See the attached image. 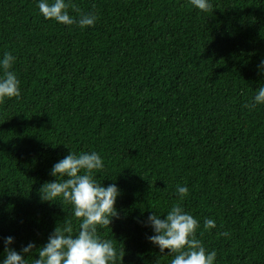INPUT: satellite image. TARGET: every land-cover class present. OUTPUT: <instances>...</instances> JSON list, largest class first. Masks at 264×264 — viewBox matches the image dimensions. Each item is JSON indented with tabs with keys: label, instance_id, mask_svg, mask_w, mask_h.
I'll return each mask as SVG.
<instances>
[{
	"label": "trees",
	"instance_id": "16d2710c",
	"mask_svg": "<svg viewBox=\"0 0 264 264\" xmlns=\"http://www.w3.org/2000/svg\"><path fill=\"white\" fill-rule=\"evenodd\" d=\"M208 2L65 0L73 19L97 17L81 27L46 19L40 0H0V61L14 57L21 93L0 103V264L6 247L34 264L65 220L77 234L73 206L39 191L71 152L99 153L97 182L119 189V218L98 234L123 264H171L148 218L175 205L214 264H264V103L249 107L264 87V0Z\"/></svg>",
	"mask_w": 264,
	"mask_h": 264
},
{
	"label": "clouds",
	"instance_id": "9594fccd",
	"mask_svg": "<svg viewBox=\"0 0 264 264\" xmlns=\"http://www.w3.org/2000/svg\"><path fill=\"white\" fill-rule=\"evenodd\" d=\"M190 2L204 12L212 9L208 0ZM69 6L65 0H54L52 4L47 0H40L38 4L40 12L46 19H54L66 25L78 23L81 27L94 26L97 20L95 15L81 16L77 21L68 14ZM13 60L11 53H6L0 61L4 69V78L0 79V103H3L6 97H19L21 94L20 81L9 70ZM254 99L255 103L249 107L264 103V87L257 90ZM103 168L102 157L97 152L79 155L71 152L53 166L51 174L58 177V180L42 185L39 190L41 199L59 201L63 205L71 204L73 215L80 223L76 235H73L71 220H65L64 227L58 226L49 237L48 243L37 250L39 259H35L34 264H123L125 256L123 246L117 249L113 240L102 239L98 234V226L109 228L113 218H119L115 207L120 194L118 187L115 184L104 187L95 178ZM177 193L183 198L189 194V189L186 186H178ZM148 223L155 232V235L148 239L159 247L161 253L168 249L170 254H174L171 264H214L217 253L208 252L196 236L199 221L179 205L171 208L166 219L153 214L149 216ZM204 227L213 229L216 223L213 219H206ZM221 235L228 236L229 233L223 232ZM12 243L13 237L5 239V245ZM34 248L35 244L29 243L22 248V252L29 254ZM3 264H27V261L24 255L6 247Z\"/></svg>",
	"mask_w": 264,
	"mask_h": 264
}]
</instances>
